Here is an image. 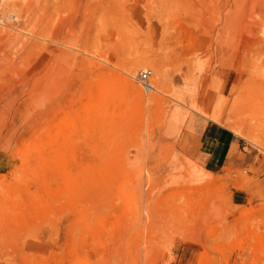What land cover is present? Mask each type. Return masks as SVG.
<instances>
[{
	"label": "rangeland",
	"instance_id": "obj_1",
	"mask_svg": "<svg viewBox=\"0 0 264 264\" xmlns=\"http://www.w3.org/2000/svg\"><path fill=\"white\" fill-rule=\"evenodd\" d=\"M114 263L264 264V0H0V264Z\"/></svg>",
	"mask_w": 264,
	"mask_h": 264
},
{
	"label": "crops",
	"instance_id": "obj_2",
	"mask_svg": "<svg viewBox=\"0 0 264 264\" xmlns=\"http://www.w3.org/2000/svg\"><path fill=\"white\" fill-rule=\"evenodd\" d=\"M214 141H215V145L218 146V147H221L224 148L225 146V143L227 141V134L225 132H216V134H214V137H213Z\"/></svg>",
	"mask_w": 264,
	"mask_h": 264
},
{
	"label": "bare ground",
	"instance_id": "obj_3",
	"mask_svg": "<svg viewBox=\"0 0 264 264\" xmlns=\"http://www.w3.org/2000/svg\"><path fill=\"white\" fill-rule=\"evenodd\" d=\"M4 64V63H3ZM48 66V65H47ZM48 68V67H47ZM50 73V72H49ZM38 82V81H37ZM37 82H35V83H37ZM27 88V87H26ZM33 89H34V87H33ZM152 89V88H151ZM13 90V89H12ZM13 92H14V90H13ZM12 92V93H13ZM20 95V94H19ZM35 98H37V97H35ZM15 99H17V98H15ZM29 104V103H28ZM43 113V112H42ZM33 121V120H32ZM36 125V124H35ZM35 128H37V127H35ZM2 130V129H1ZM22 132V131H21ZM27 133H30V132H28L27 131ZM27 133H25V134H27ZM30 135V134H29ZM6 137V136H5ZM23 137V136H22ZM24 139L26 140V138L24 137ZM16 148V147H15ZM126 243V242H125ZM112 247V246H111ZM113 249V248H112ZM117 249V248H116ZM113 254H114V252H113ZM119 255V254H118ZM112 258H114V257H112ZM115 264V263H114Z\"/></svg>",
	"mask_w": 264,
	"mask_h": 264
},
{
	"label": "built area",
	"instance_id": "obj_4",
	"mask_svg": "<svg viewBox=\"0 0 264 264\" xmlns=\"http://www.w3.org/2000/svg\"><path fill=\"white\" fill-rule=\"evenodd\" d=\"M142 77H146V73L145 72L142 73Z\"/></svg>",
	"mask_w": 264,
	"mask_h": 264
}]
</instances>
